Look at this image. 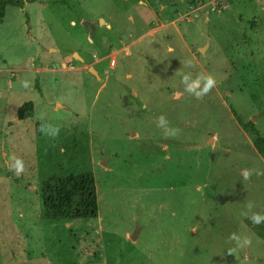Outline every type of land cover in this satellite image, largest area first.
Here are the masks:
<instances>
[{"label":"rangeland","instance_id":"374dc122","mask_svg":"<svg viewBox=\"0 0 264 264\" xmlns=\"http://www.w3.org/2000/svg\"><path fill=\"white\" fill-rule=\"evenodd\" d=\"M23 1L0 4V264H264V153L239 124L264 138V0ZM83 172L97 217L47 220L42 182Z\"/></svg>","mask_w":264,"mask_h":264},{"label":"trees","instance_id":"16d2710c","mask_svg":"<svg viewBox=\"0 0 264 264\" xmlns=\"http://www.w3.org/2000/svg\"><path fill=\"white\" fill-rule=\"evenodd\" d=\"M65 0H61L63 3ZM151 4L166 3L168 0H147ZM4 7H22L23 0H0ZM33 114V104L25 102L17 109L18 120H24ZM239 124L246 130L255 133L254 145L264 153V138L251 120ZM42 123L38 124V127ZM43 216L51 221H78L95 218L98 214V202L95 180L92 174L83 172L67 177L52 175L41 185Z\"/></svg>","mask_w":264,"mask_h":264},{"label":"clouds","instance_id":"9594fccd","mask_svg":"<svg viewBox=\"0 0 264 264\" xmlns=\"http://www.w3.org/2000/svg\"><path fill=\"white\" fill-rule=\"evenodd\" d=\"M202 79H203V87L200 88L199 90H195V85L201 82V78L197 77L195 80L189 83L190 77L188 75H185L183 77V82L185 84V90L193 94L196 98H200L204 93L208 92V90L211 87H213L215 83L214 79L210 76L203 77ZM157 123H158V126H163L167 122L165 121L163 116H160L157 118ZM12 167L14 168V172L16 175H19L20 172L23 170V165L19 159L15 160L14 165H12ZM245 176H247V173H245ZM249 218L254 224H260L262 221H264V214L253 213ZM232 238L237 240L238 246H240L241 243L247 244L249 242L246 238L242 242L240 241L238 237L233 236Z\"/></svg>","mask_w":264,"mask_h":264},{"label":"water","instance_id":"95a60500","mask_svg":"<svg viewBox=\"0 0 264 264\" xmlns=\"http://www.w3.org/2000/svg\"><path fill=\"white\" fill-rule=\"evenodd\" d=\"M83 25H85L88 29V34L93 30L91 28V26L93 25V22L92 21H83L82 22ZM30 65V61L29 60H26L24 63H22L21 65H18L16 66L17 69H22L26 66H29ZM89 71L91 73H93V75H95L98 79H99V75L97 74V71L93 68V67H90L89 68ZM6 74V71L5 70H2L0 71V76H3ZM137 234V231H135L133 234L130 235V238L133 239Z\"/></svg>","mask_w":264,"mask_h":264},{"label":"flooded vegetation","instance_id":"af4514ba","mask_svg":"<svg viewBox=\"0 0 264 264\" xmlns=\"http://www.w3.org/2000/svg\"><path fill=\"white\" fill-rule=\"evenodd\" d=\"M93 22V21H92ZM85 27V30H86V33H87V35H88V37H91V36H94L95 35V33H96V28H95V24H94V22H93V25L91 26V28L93 29L89 34H88V29H87V27L86 26H84ZM90 67H93V66H89L88 67V72H89V68ZM98 74V73H97Z\"/></svg>","mask_w":264,"mask_h":264}]
</instances>
